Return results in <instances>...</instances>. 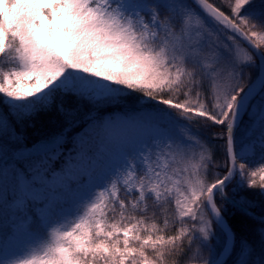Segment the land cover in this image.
<instances>
[{
	"label": "snow or ice",
	"instance_id": "6c2138e0",
	"mask_svg": "<svg viewBox=\"0 0 264 264\" xmlns=\"http://www.w3.org/2000/svg\"><path fill=\"white\" fill-rule=\"evenodd\" d=\"M131 100L154 134L101 167L103 114ZM39 113L57 126L28 148ZM7 151L0 208L28 238L0 264H264V0H0Z\"/></svg>",
	"mask_w": 264,
	"mask_h": 264
},
{
	"label": "rangeland",
	"instance_id": "374dc122",
	"mask_svg": "<svg viewBox=\"0 0 264 264\" xmlns=\"http://www.w3.org/2000/svg\"><path fill=\"white\" fill-rule=\"evenodd\" d=\"M218 2L222 4L223 0H218ZM254 68L255 67H253L252 69ZM250 70V68L245 69V72H249ZM255 70L258 69L255 68ZM139 104L142 105V107L136 111L123 112L120 109V111L116 113L109 114L110 112H108L104 114V119L106 121H110L111 126L106 129L99 130V136L97 137L96 142L93 146V153L97 157L101 167L109 162H114L119 150L122 147L132 143H135L137 146H139L149 135L154 134L144 124V118L147 113L151 111V108L145 107V105L148 104L147 101H141ZM57 122L58 118L53 120V123L56 124V126ZM52 131L53 130L43 131L39 138L41 137L42 139L48 136ZM241 138H243V129L237 135L238 143L240 142ZM75 139L79 141L80 137L77 136L75 137ZM40 140H38V142ZM27 147L29 148L30 146ZM69 152L75 155L73 147L70 149L68 148L66 150V158ZM8 153H11V151H7L6 154H0L1 170L10 169L13 165L12 162L7 160ZM258 158L259 151L257 150L256 159ZM73 170L77 171L75 167ZM97 171L99 172L100 168H97ZM75 187L76 185L74 184L73 188ZM53 195H55L58 201L63 204L64 192L62 189L57 188ZM6 211L8 212V216H4V220L0 221V253L4 251L5 246H7L10 252L14 253L22 247L23 242L28 238V229L27 226H22L20 221H16L15 223H13L14 218L11 210Z\"/></svg>",
	"mask_w": 264,
	"mask_h": 264
},
{
	"label": "trees",
	"instance_id": "16d2710c",
	"mask_svg": "<svg viewBox=\"0 0 264 264\" xmlns=\"http://www.w3.org/2000/svg\"><path fill=\"white\" fill-rule=\"evenodd\" d=\"M213 2H215L217 4V6L221 5L218 2V0H213ZM250 69L251 70L249 72H252L253 75H255L258 71V70H255V68L254 69L250 68ZM141 107H142V105L137 103L135 100H131L130 102L124 104L122 107L110 109L109 111L105 112L104 114H106L108 112H113V111H120V109L123 112H126V111L140 109ZM56 118H57V116L55 115V113H39V114L35 115L32 119L28 120L24 125H21L19 128V131L22 133V136H23V140H22L23 145L30 146L29 148H31L33 145H36L38 143V140L41 139V137L39 138V136L43 133V131H49V130L55 129L56 124L53 123V120ZM238 134H239V132H238ZM71 147H73V143H72V140L70 138L69 142L67 143L66 147L63 150V152L65 153L64 158H66V150L68 148H71ZM7 160L14 163V160H13L11 153H8ZM62 166H63V164L61 163V167ZM0 170H1V168H0ZM8 195L9 196L11 195V189L10 188L8 191ZM255 199L257 201H259L260 197L257 195L255 197ZM149 203L151 204V201ZM33 210L35 211V209H33ZM259 210L260 209L258 207L256 211L259 212ZM170 212H171V210H170ZM4 216H8V212L4 208H0V221L4 220ZM149 216H151V211L149 212ZM169 219L171 221L174 219V217L171 214H169ZM178 226H179L178 224L174 225V227H178ZM257 227H258V225H256V224H251L250 226L246 225L245 230L247 232L253 233V235L255 236L257 255H259L260 246H259V237H258V234L256 233ZM35 230L39 231V229H35ZM172 232H173V226H170L169 234H172ZM233 259H235V257H233Z\"/></svg>",
	"mask_w": 264,
	"mask_h": 264
}]
</instances>
